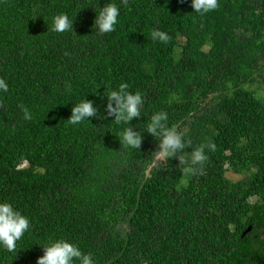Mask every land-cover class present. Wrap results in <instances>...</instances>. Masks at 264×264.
Returning a JSON list of instances; mask_svg holds the SVG:
<instances>
[{"label": "trees", "instance_id": "16d2710c", "mask_svg": "<svg viewBox=\"0 0 264 264\" xmlns=\"http://www.w3.org/2000/svg\"><path fill=\"white\" fill-rule=\"evenodd\" d=\"M107 3L118 23L98 34ZM218 3L201 16L191 0H0V203L30 220L0 264H36L61 239L94 264H264V0ZM61 13L74 32L51 31ZM121 83L144 97L129 125L106 113ZM85 99L98 115L67 123ZM161 111L192 141L186 157L215 143L204 175L155 160L146 127ZM129 126L140 149L120 143Z\"/></svg>", "mask_w": 264, "mask_h": 264}, {"label": "clouds", "instance_id": "9594fccd", "mask_svg": "<svg viewBox=\"0 0 264 264\" xmlns=\"http://www.w3.org/2000/svg\"><path fill=\"white\" fill-rule=\"evenodd\" d=\"M125 7L129 6V0H121ZM191 7L194 12L203 16L215 11L219 7L218 0H191ZM120 15L119 7L115 3H107L100 8L96 15L94 26L98 34H105L115 31ZM73 20L67 14L61 13L53 18L51 31L57 33L74 32ZM153 41L167 44L170 40L169 35L161 30L154 29L150 33ZM67 54V53H66ZM128 84L121 83L118 90H109L107 96L106 113L109 117H114L113 121L117 125L127 124L134 118L141 116V109L144 105V97L139 91L131 93L128 91ZM8 84L0 78V91L8 92ZM66 90L70 91L71 86L66 85ZM23 112V118L31 121L33 119L31 111L24 105H19ZM4 104L0 101V109ZM98 115V109L91 100H82L71 109V115L67 123L77 125L85 120ZM168 114L164 111L154 113L150 122L147 124L146 132L158 138V150L155 154L161 159L176 158L183 171L193 175H204V167L209 161L206 154L207 148L211 152L216 151L214 142H207L195 147L190 156L186 157L183 152L186 147H191L192 141L185 139V132L178 130L175 126H168ZM120 143L132 149H140L142 135L133 130L132 127L125 128L120 133ZM30 229V220L20 211L15 210L10 203H0V245L8 252H17V241ZM94 264L91 254L83 253L78 246L63 239L50 242L43 246V255L37 258L36 264Z\"/></svg>", "mask_w": 264, "mask_h": 264}, {"label": "rangeland", "instance_id": "374dc122", "mask_svg": "<svg viewBox=\"0 0 264 264\" xmlns=\"http://www.w3.org/2000/svg\"><path fill=\"white\" fill-rule=\"evenodd\" d=\"M155 160H156V161H160L161 159H160L158 156H156V157H155ZM24 165H25V163H24ZM225 175H226L228 178L232 179V180H238V179H240V178L243 177L242 174H235V173H232L231 171H227Z\"/></svg>", "mask_w": 264, "mask_h": 264}, {"label": "water", "instance_id": "95a60500", "mask_svg": "<svg viewBox=\"0 0 264 264\" xmlns=\"http://www.w3.org/2000/svg\"><path fill=\"white\" fill-rule=\"evenodd\" d=\"M250 228H251V226L249 225V226L243 231L242 235H244V233H246L247 231H249Z\"/></svg>", "mask_w": 264, "mask_h": 264}]
</instances>
